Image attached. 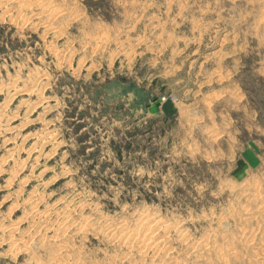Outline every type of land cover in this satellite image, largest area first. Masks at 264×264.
<instances>
[{"label": "rangeland", "instance_id": "obj_1", "mask_svg": "<svg viewBox=\"0 0 264 264\" xmlns=\"http://www.w3.org/2000/svg\"><path fill=\"white\" fill-rule=\"evenodd\" d=\"M0 264H264V0H0Z\"/></svg>", "mask_w": 264, "mask_h": 264}, {"label": "bare ground", "instance_id": "obj_2", "mask_svg": "<svg viewBox=\"0 0 264 264\" xmlns=\"http://www.w3.org/2000/svg\"><path fill=\"white\" fill-rule=\"evenodd\" d=\"M52 134V133H51ZM51 141V140H50ZM49 141V142H50ZM35 201V200H34ZM38 203V202H37ZM36 203V204H37ZM40 203V202H39ZM38 203V204H39ZM68 205V204H67ZM67 207V206H66ZM51 210V209H50ZM72 212V211H71ZM49 214H51V213H49ZM42 217V216H41ZM60 217H61V215H60ZM41 219V218H40ZM152 223V222H151ZM150 223H147L146 222V224L145 225H148L149 227H150V225H149ZM146 227V228H149V227ZM145 227H144V229H145ZM154 227V226H153ZM67 228V227H66ZM143 228V227H142ZM150 228H152V227H150ZM155 228V227H154ZM156 228H158V227H156ZM68 229V228H67ZM85 229V228H84ZM148 230V229H147ZM154 230L155 229H153L152 231H151V233H148L149 232V230H148V232L146 231V233L144 232V230L143 231H141V232H134V235L132 234V236H134L133 238H134V240H137V243L138 244H140V245H142V247L143 246H145L146 244H147V246L148 247H150V249H152V246L153 247H157L158 249H160V247L162 248V243L159 245L158 244V239L156 238H154L152 235H154ZM157 230V229H156ZM155 230V231H156ZM139 231V230H138ZM128 235V234H127ZM155 239V240H154ZM160 242H162L161 240H160ZM163 243H164V241H163ZM168 243V242H167ZM204 245V244H203ZM166 246V245H165ZM194 246V245H193ZM136 247V246H135ZM146 247V246H145ZM140 248H141V246H140ZM166 248H167V246H166ZM165 248V249H166ZM205 248V247H204ZM142 249V248H141ZM143 250V249H142ZM138 251H139V249H138ZM141 251V250H140ZM147 251V249L145 250V253H147L146 252ZM144 253V252H143ZM145 255V254H144Z\"/></svg>", "mask_w": 264, "mask_h": 264}]
</instances>
